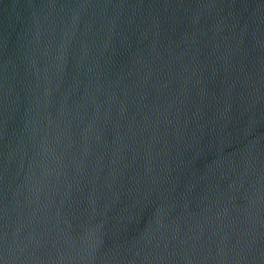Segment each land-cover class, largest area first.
I'll list each match as a JSON object with an SVG mask.
<instances>
[{"label":"water","instance_id":"water-1","mask_svg":"<svg viewBox=\"0 0 264 264\" xmlns=\"http://www.w3.org/2000/svg\"><path fill=\"white\" fill-rule=\"evenodd\" d=\"M0 264H264V0H0Z\"/></svg>","mask_w":264,"mask_h":264}]
</instances>
